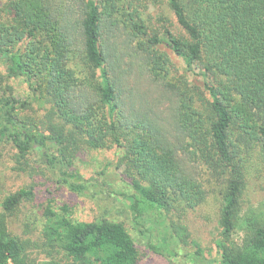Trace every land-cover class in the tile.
<instances>
[{
	"label": "trees",
	"instance_id": "16d2710c",
	"mask_svg": "<svg viewBox=\"0 0 264 264\" xmlns=\"http://www.w3.org/2000/svg\"><path fill=\"white\" fill-rule=\"evenodd\" d=\"M168 5L175 21L158 32L151 28L147 0L9 1L14 15L0 22V61L9 76L25 78L32 95L29 100L0 95V145H12L19 164L36 158L47 180L1 201L0 264H141L126 224L148 249L154 248L146 224L170 236L168 213L204 200L184 160L187 138L227 177L219 258L208 261L200 248L195 255L207 264H264V218L248 217L241 241L233 238L246 186L245 164L258 149L264 158V0H168ZM122 31L129 42L140 38V45L148 47L147 69L173 91L170 118L159 119L152 110L151 115L139 113L134 98L124 93L116 69L120 57L118 63L111 58L110 42ZM159 33L188 70L202 71L203 87L188 80L172 83L162 74L170 58L157 48ZM79 58L95 74L99 71L94 100L100 112L83 102L85 94L73 82ZM37 98L52 107L42 128L18 113ZM112 146L122 152V181L132 190L123 206L129 220L106 207L94 220L79 221L73 217L76 207L67 201L57 216L51 205L57 204L58 192L87 198L96 193L91 189L96 184L89 185L75 167L80 154ZM31 199L46 200V216L55 217L41 232L37 255L9 222Z\"/></svg>",
	"mask_w": 264,
	"mask_h": 264
},
{
	"label": "rangeland",
	"instance_id": "374dc122",
	"mask_svg": "<svg viewBox=\"0 0 264 264\" xmlns=\"http://www.w3.org/2000/svg\"><path fill=\"white\" fill-rule=\"evenodd\" d=\"M9 1L11 0H0L1 23L8 22L14 15L13 10L8 7ZM147 6L153 18L151 28L154 30L162 32L169 21H175L168 0H147ZM159 35L162 43L157 48L164 54H168L170 58L169 63L165 64L162 70V74H168L167 80L177 84L179 80L182 82L188 80L192 84L203 87L202 71L188 70L184 60L175 55L166 43L163 34L159 33ZM130 40L131 37L126 31H122V36L110 41L112 50L114 47V50H111L113 54L111 58L118 63L117 60L120 57L119 66L116 69L117 72L120 69L124 93H129V97L134 98L133 108H138L139 113L144 110L150 114L152 110L159 119L170 118L173 91L165 88L161 81L156 79L154 73L149 70V66L147 69L145 58L147 54H150L148 47L145 44L140 45L142 44L140 38L132 42H129ZM133 54L135 57H132ZM97 72L95 74L79 58L73 70V82L84 92L83 102L88 101L87 103L90 106L92 104L94 110L99 111L100 105L94 100L97 80H99L97 78L99 71ZM0 95L4 97L13 95L28 100L32 95L25 78L9 76L6 65L2 61H0ZM51 108L50 103L37 98L31 101L30 105L20 108L18 113L21 118L35 122L42 128ZM16 152L12 145H0V205L3 198L13 191L31 185L40 186L47 180L45 171L40 170L39 165L35 163L36 158H31L29 162L22 165L17 161ZM121 154L117 146L82 152L75 162V167L80 169L85 180L90 181L89 185L93 184L92 182L96 184L91 187L92 190H96V193L90 192L92 196L87 198L67 190L62 191L61 195L58 192L60 198L57 204L51 205L55 214L60 215L62 212L59 208L60 204L67 201L76 207L73 217L79 221L94 220L102 208L106 207L115 209L112 214L117 217L125 221L129 220L123 206L129 203L128 195L132 190L122 181L125 165L121 161ZM183 154L190 174L198 180L203 190L204 200L197 206L178 207L168 213L170 236L160 235L154 225L146 224L151 233L150 240L154 248L148 249L146 241L129 223L126 224L139 247L141 264H207L195 255L194 252L199 248L208 261L219 258L217 249V241L221 238L219 217L227 177L215 171L188 138L184 144ZM245 165L246 186L240 204L239 225L233 235L237 241H241L245 234L248 217L264 218V158L259 149L249 157ZM101 171H105L107 175L101 178ZM93 177L99 178L101 186L94 179L91 180ZM47 206L49 205L46 200H27L9 219L11 229L29 242V251L34 255L41 251L39 248V244H42L39 240L41 232L55 218L46 216L44 210ZM117 206L122 210L117 212ZM216 263L219 261L217 260Z\"/></svg>",
	"mask_w": 264,
	"mask_h": 264
}]
</instances>
